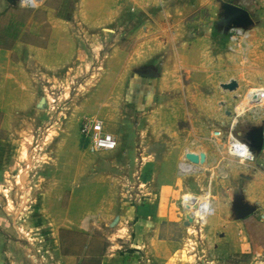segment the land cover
<instances>
[{
	"label": "rangeland",
	"instance_id": "rangeland-1",
	"mask_svg": "<svg viewBox=\"0 0 264 264\" xmlns=\"http://www.w3.org/2000/svg\"><path fill=\"white\" fill-rule=\"evenodd\" d=\"M253 2L254 25L241 29L242 35L225 27L221 7L215 15L197 9L175 25L162 24L169 35L189 32L180 41L185 43L182 56L172 55L171 48L163 57L143 49L132 60L128 33L136 29L141 36L150 23L141 18L146 16L143 8L130 6L128 0H104L101 5L98 0H44L36 8L14 6L5 46L33 31V25L41 34V46L49 44L54 26L59 34L50 68L42 70L45 76L39 81L33 76L35 88L24 89L29 97L34 93V107L13 120L18 151L0 172V211L10 239L20 243L13 255L23 254L24 264L51 257L58 238L44 215L48 209L53 217L66 208L77 216L102 208L115 191L134 205L142 204L145 194L159 188L153 179L156 169L148 166L153 161L145 162L142 173L141 164L112 165L128 147V155L142 163L147 145L159 161L162 140L172 149L165 162L167 175L179 180L185 194L196 193L197 201L208 196L210 219L225 220L215 231L208 217L202 218V226L173 231L184 238L180 255L187 264H264V154L243 162L227 149L233 132L243 136L252 127L264 126V103L255 108L244 99L248 92L264 94V18L256 14L264 11V0ZM160 9L157 5L147 14L154 16ZM50 16L68 22L48 23ZM144 78H150L148 84ZM231 80L241 85L238 97L239 88L232 93L221 87ZM96 120L104 121L117 137V150L89 149L82 126ZM185 147L206 153V162H187ZM182 164L191 170L184 172ZM128 192L141 199L133 202ZM183 212L186 218H199L188 206ZM85 223L91 226L92 219ZM72 243L68 245L74 248ZM235 244L247 253H239Z\"/></svg>",
	"mask_w": 264,
	"mask_h": 264
},
{
	"label": "crops",
	"instance_id": "crops-1",
	"mask_svg": "<svg viewBox=\"0 0 264 264\" xmlns=\"http://www.w3.org/2000/svg\"><path fill=\"white\" fill-rule=\"evenodd\" d=\"M128 1L129 5L134 8H143L146 16L141 18L147 19L146 23H150V25L144 26L145 31L141 36L137 35L141 31L136 29L128 33L130 60L143 49L146 50V53H155L163 57L164 54H169L171 48L174 49L172 55L182 56L185 43L180 41L182 38H188L186 33L189 32H172L169 35V32L163 29L162 24L167 22L170 26L171 24L175 25L181 21V16L184 19L185 15H190L197 9H209L210 13L215 15L219 12V7L222 8L224 3L230 2L247 9L251 14L255 13L252 8L255 5L253 0ZM98 2L101 5L104 0H98ZM157 5H161L162 9L158 10L156 15L149 16L147 11L155 9ZM13 8L14 5H11L7 0H0V172L13 162L18 151L19 140L16 141L15 134L12 132V130L18 129H15L12 124L13 120L24 118V112L31 109V104L32 108L34 107V93L29 97L24 89L30 86L35 88L40 77L45 76L42 70L46 67L50 68L48 66L49 56L57 50L56 40L59 34L54 26L49 44L41 46L39 44L41 34L35 31L36 25H33V31H26L27 35L18 36L15 44L5 46L4 42L9 35L8 28ZM256 14L259 18H264V11H257ZM52 17L48 18V23L68 22L67 20H57L56 17L52 20ZM32 20L34 23L37 22L33 18ZM41 22L46 23L42 20ZM67 38L69 37L66 35L64 39ZM170 39H172L171 42ZM129 64L133 63L129 62ZM33 76L38 77V81ZM144 79L145 84H148L150 78ZM239 86L241 85L239 84ZM240 90L241 87L237 97ZM261 92L263 93V91ZM232 97L235 98L236 94ZM26 98L28 99L26 100ZM27 106L28 108H26ZM36 108L38 111L40 110L39 105ZM159 143L164 145L159 161H156L153 153H148L147 150L151 145H147L143 147L144 153L141 152L142 163L140 158L135 159L128 155L127 152L131 150L128 147L125 149L127 154L125 153L116 165H112L124 166L129 162L131 167H135L141 164L142 173L145 162L153 161L152 165L148 166L156 169L155 175H153L154 181L159 183L156 192H148L145 194L142 204L134 205L125 196L119 195L118 191H115L105 199L106 203L102 208L77 216H74L70 209L66 208L62 211L59 210V217H53L48 209L44 215L51 220L54 232L56 230L54 236L58 238L53 242L54 253L52 251L50 258L45 256L35 258L31 264H47V261L49 264H187V261L180 255L184 238L175 236L173 232L177 229V232L183 233L190 227L185 226L187 218L181 207V201L186 191L182 187L179 188V180L172 179L166 173L167 164L165 162L172 150L169 147V141L160 140ZM186 149L195 152L191 148L185 147L184 155ZM207 157L206 154V160ZM186 169V172L191 170L189 165L186 166ZM151 181L148 180L143 184L148 186ZM192 194L196 195L194 192ZM89 217L92 219L91 226L85 223L86 218ZM5 220L6 218L4 219V215L0 211V264H24L23 254L13 255L12 253L14 245H17L15 250L17 252L20 243L10 239V234L5 228L8 223ZM223 221H225L224 218L210 219V215L207 218V224L209 223L212 227L210 229L214 231L225 226ZM239 225L236 224L237 227ZM228 226L230 230H233L234 225L228 224ZM227 240L228 237H225V241ZM70 241L73 242L74 248L68 245ZM235 245L238 249L241 248L239 253H247L245 248ZM69 247L72 250H68Z\"/></svg>",
	"mask_w": 264,
	"mask_h": 264
},
{
	"label": "built area",
	"instance_id": "built-area-1",
	"mask_svg": "<svg viewBox=\"0 0 264 264\" xmlns=\"http://www.w3.org/2000/svg\"><path fill=\"white\" fill-rule=\"evenodd\" d=\"M43 1L44 0H19L18 4L26 8H36ZM232 30L238 34L236 32L237 29ZM242 34L243 32L241 30V34L238 35ZM246 98L248 99L247 106L257 108L263 105L264 98L261 96V92L259 91L253 93L248 92L244 99ZM82 134L89 143V148L92 152H112L117 150L119 147L116 136L106 129L104 121L102 120L85 122L82 126ZM233 139L237 140L240 146L238 148L234 147V141L230 140L227 145L229 154L243 162H247L249 160L252 161L255 159L256 156L247 148L244 143H242L235 136ZM128 194L130 199L134 200L133 202L139 201L141 199L140 195L135 194L134 196L131 192H128ZM187 206L190 208L192 214L197 213L199 215V218H196L195 215L191 216L192 222L190 223V227L192 226L194 228L196 226H202V218H207L211 210V202L208 199V196H206L202 201H197L196 195L187 193L182 198L181 207L184 210L187 208ZM186 221L189 222L188 220Z\"/></svg>",
	"mask_w": 264,
	"mask_h": 264
},
{
	"label": "water",
	"instance_id": "water-1",
	"mask_svg": "<svg viewBox=\"0 0 264 264\" xmlns=\"http://www.w3.org/2000/svg\"><path fill=\"white\" fill-rule=\"evenodd\" d=\"M11 5H17L19 0H7ZM223 22L226 28L232 29H248L254 25L252 14L247 9L226 2L222 5ZM147 76L148 75H144ZM224 90L236 92L239 88V83L236 80H231L229 83L222 84ZM44 101V100H43ZM233 135L244 143L247 148L255 155L259 156L264 151V126L252 127L243 136L233 132ZM184 159L194 165L204 164L206 162V154L191 152L186 149ZM250 213V212H246ZM244 215H241L243 217ZM189 222H185V226H190L192 218L188 217Z\"/></svg>",
	"mask_w": 264,
	"mask_h": 264
},
{
	"label": "bare ground",
	"instance_id": "bare-ground-1",
	"mask_svg": "<svg viewBox=\"0 0 264 264\" xmlns=\"http://www.w3.org/2000/svg\"><path fill=\"white\" fill-rule=\"evenodd\" d=\"M236 32L238 33V34H241V30H236ZM255 92H258V91H255ZM259 92H261V91H259ZM261 96H263V98H264V94L261 92ZM247 101V100H246ZM234 142V147H236V148H238L239 146H240V144H239V142L237 141V140H235V139H232ZM232 142V141H231ZM188 164H182L181 165V168L186 172V166H187ZM189 168L191 169V167H190V165H189Z\"/></svg>",
	"mask_w": 264,
	"mask_h": 264
}]
</instances>
